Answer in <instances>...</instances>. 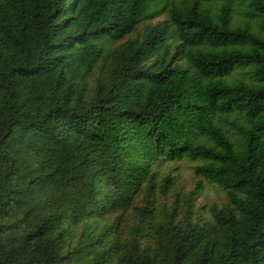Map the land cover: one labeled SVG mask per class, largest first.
<instances>
[{"label":"trees","instance_id":"16d2710c","mask_svg":"<svg viewBox=\"0 0 264 264\" xmlns=\"http://www.w3.org/2000/svg\"><path fill=\"white\" fill-rule=\"evenodd\" d=\"M0 264H264V0H0Z\"/></svg>","mask_w":264,"mask_h":264},{"label":"rangeland","instance_id":"374dc122","mask_svg":"<svg viewBox=\"0 0 264 264\" xmlns=\"http://www.w3.org/2000/svg\"><path fill=\"white\" fill-rule=\"evenodd\" d=\"M165 18L160 19L159 21H164ZM156 21H153L154 24ZM195 164L189 162H179V163H161L154 168V172L158 175L166 176L169 174L175 180L174 189L170 192L169 195L161 199L159 213L161 218H169L173 223H180L184 220L183 213L181 209L182 204L184 203L186 196L190 190L193 189L195 185V179L193 177L192 169ZM165 173V174H164ZM157 182H160V178L155 179ZM224 201L222 197L211 188L209 189L204 185L203 191L198 194H194L192 210L189 213V221L195 223L203 224L204 222H209V216L204 211L205 206H211L216 203L218 205L222 204ZM130 211L126 213V219H128ZM172 215V217L170 216ZM117 214L109 217L107 220L103 221L96 220L93 221L91 228L97 231L110 227L112 231L119 235L122 227V223L117 221ZM129 224V222H127ZM83 225L75 228V230L67 229L63 234L65 240V247H63L64 252H71L75 244L78 242L81 232L83 231ZM125 237V236H124Z\"/></svg>","mask_w":264,"mask_h":264}]
</instances>
